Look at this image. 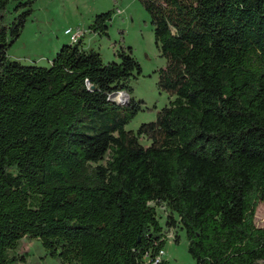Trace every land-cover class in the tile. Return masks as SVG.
Instances as JSON below:
<instances>
[{
  "label": "trees",
  "instance_id": "1",
  "mask_svg": "<svg viewBox=\"0 0 264 264\" xmlns=\"http://www.w3.org/2000/svg\"><path fill=\"white\" fill-rule=\"evenodd\" d=\"M35 1L0 0V264L25 262L23 238L63 264H168L164 226L192 264H264V0H138L172 100L135 131L130 48L104 63L83 35L48 67L8 57Z\"/></svg>",
  "mask_w": 264,
  "mask_h": 264
},
{
  "label": "rangeland",
  "instance_id": "2",
  "mask_svg": "<svg viewBox=\"0 0 264 264\" xmlns=\"http://www.w3.org/2000/svg\"><path fill=\"white\" fill-rule=\"evenodd\" d=\"M32 8L33 13L20 37L7 51L11 60L22 65L48 67L60 46L70 43L64 31L80 30L84 35V48L98 51L104 63L119 62L117 53L130 48L141 67V74L130 85L131 96L143 101V110L126 126V130L135 131L142 123L154 121L157 112L172 100L158 89L157 71L165 67L166 61L154 44L149 16L138 0H36ZM111 10L113 15L108 22L107 36L89 33L88 26L95 16ZM141 143L148 145L145 139H141ZM100 164L105 165V161ZM157 214L164 226L165 208L157 206ZM254 224L264 227L263 204L256 208ZM176 235L178 243H175ZM164 236L166 245L161 258L168 264H192L183 232L178 227L164 226ZM15 254L26 256L24 263L17 264H63L48 256L38 241L29 238L19 242Z\"/></svg>",
  "mask_w": 264,
  "mask_h": 264
},
{
  "label": "built area",
  "instance_id": "3",
  "mask_svg": "<svg viewBox=\"0 0 264 264\" xmlns=\"http://www.w3.org/2000/svg\"><path fill=\"white\" fill-rule=\"evenodd\" d=\"M64 35L69 36V42L73 44L76 43L81 36H83V33L80 30L73 32L72 30L67 29L64 31Z\"/></svg>",
  "mask_w": 264,
  "mask_h": 264
},
{
  "label": "bare ground",
  "instance_id": "4",
  "mask_svg": "<svg viewBox=\"0 0 264 264\" xmlns=\"http://www.w3.org/2000/svg\"><path fill=\"white\" fill-rule=\"evenodd\" d=\"M119 97H120V96L115 97V100H116V99H119ZM161 254H162V252L160 253V256H161Z\"/></svg>",
  "mask_w": 264,
  "mask_h": 264
},
{
  "label": "crops",
  "instance_id": "5",
  "mask_svg": "<svg viewBox=\"0 0 264 264\" xmlns=\"http://www.w3.org/2000/svg\"><path fill=\"white\" fill-rule=\"evenodd\" d=\"M69 42V41H68ZM83 42H84V40H83Z\"/></svg>",
  "mask_w": 264,
  "mask_h": 264
}]
</instances>
